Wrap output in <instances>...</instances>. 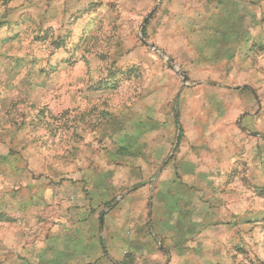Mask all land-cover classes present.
Masks as SVG:
<instances>
[{
	"label": "rangeland",
	"instance_id": "obj_1",
	"mask_svg": "<svg viewBox=\"0 0 264 264\" xmlns=\"http://www.w3.org/2000/svg\"><path fill=\"white\" fill-rule=\"evenodd\" d=\"M0 264H264V0H0Z\"/></svg>",
	"mask_w": 264,
	"mask_h": 264
},
{
	"label": "water",
	"instance_id": "obj_2",
	"mask_svg": "<svg viewBox=\"0 0 264 264\" xmlns=\"http://www.w3.org/2000/svg\"><path fill=\"white\" fill-rule=\"evenodd\" d=\"M150 14H151V13H148L147 16L143 19V21L141 22V24H140V26H139V30L142 29L143 24L145 23L146 19L148 18V16H149ZM142 42H144L145 44H147V42H146L144 39H142ZM151 47H154V45L151 44ZM154 48H155V47H154ZM184 79H185V78H184Z\"/></svg>",
	"mask_w": 264,
	"mask_h": 264
}]
</instances>
